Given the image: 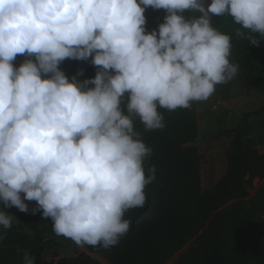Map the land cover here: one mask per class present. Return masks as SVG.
<instances>
[{"label":"clouds","instance_id":"obj_1","mask_svg":"<svg viewBox=\"0 0 264 264\" xmlns=\"http://www.w3.org/2000/svg\"><path fill=\"white\" fill-rule=\"evenodd\" d=\"M148 7L167 14L145 34ZM225 15L248 45L264 39V0H0L4 207L27 213L24 201H35L31 214L50 218L56 235L81 247L116 246L130 228L125 213L144 206L155 180V167H144L152 149L133 121L163 129L158 109L206 101L236 76L231 37L212 26ZM17 55L26 59L14 67ZM90 56L99 68L93 79L59 70L66 58ZM14 219L0 211L4 230ZM21 264L35 257L25 251Z\"/></svg>","mask_w":264,"mask_h":264},{"label":"trees","instance_id":"obj_2","mask_svg":"<svg viewBox=\"0 0 264 264\" xmlns=\"http://www.w3.org/2000/svg\"><path fill=\"white\" fill-rule=\"evenodd\" d=\"M210 2L204 0L205 6ZM166 14L164 9L146 8L145 34L157 30ZM212 26L231 37L229 60H236L245 89L264 96V39L256 46L248 45L236 35L240 26L227 15L213 17ZM67 60L66 68L58 66L67 78L93 79L99 70L91 56L84 61ZM78 72L83 75L77 76ZM158 111L163 129L145 130L139 118L133 121L140 139L152 149L144 161L145 173L150 167L156 169L155 180L144 190V206L125 213L130 228L116 246L108 250L84 247L107 264H166L192 242L175 264H264V193L258 191L260 202L247 200L253 181L264 180V100L242 113L243 124L226 151V172L203 192L197 148L192 146L197 138L194 111ZM14 212L17 218L12 227L0 228V264H21L25 251L35 257V264H80L79 257L44 260L47 247L70 239L56 235L51 219L42 218L40 212L34 216L17 208ZM91 264L101 263L91 258Z\"/></svg>","mask_w":264,"mask_h":264},{"label":"rangeland","instance_id":"obj_3","mask_svg":"<svg viewBox=\"0 0 264 264\" xmlns=\"http://www.w3.org/2000/svg\"><path fill=\"white\" fill-rule=\"evenodd\" d=\"M25 59V56H18L15 67H19ZM67 61L66 58L60 63V65L63 68H66ZM230 62L237 65L235 59L230 60ZM63 73L64 75L66 74L65 71ZM42 78L48 77L43 76ZM76 78L80 82L88 80L87 77ZM88 87L92 88L93 86L89 84ZM263 100L264 96L262 94L249 92L245 89L238 68L236 76L225 84L217 85L215 92L208 100L191 102L188 109L194 111L197 122V138L192 146L197 148L199 157L202 192L213 188L225 174L227 169L226 151L230 148L231 141L243 124L242 113L256 108ZM258 191H263L264 193L263 179H255L253 181V189L247 200L256 196L260 197ZM21 196L23 197V194H21ZM24 202L28 205L29 211L27 213H20L34 216L31 212L32 209L36 207V202ZM14 209L15 207L5 208L3 202L0 201V211L12 215L15 218L13 222L16 221L17 218ZM203 231L204 229L200 231L197 237L201 235ZM191 246H193L192 242L187 244L179 254L166 264H175L178 257ZM84 253H87L91 258L101 264H107L94 254H91L84 246H78L71 240L56 241L54 244L46 248L43 258L46 261L53 260L54 262H57L62 258H81Z\"/></svg>","mask_w":264,"mask_h":264},{"label":"water","instance_id":"obj_4","mask_svg":"<svg viewBox=\"0 0 264 264\" xmlns=\"http://www.w3.org/2000/svg\"><path fill=\"white\" fill-rule=\"evenodd\" d=\"M252 199L256 200L257 202L261 201L259 196L252 197ZM78 262L80 264H91V257L87 253H84L82 257L78 259Z\"/></svg>","mask_w":264,"mask_h":264}]
</instances>
